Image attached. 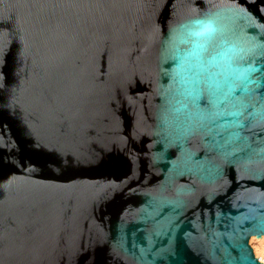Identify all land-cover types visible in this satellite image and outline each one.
Instances as JSON below:
<instances>
[{
  "label": "water",
  "instance_id": "obj_1",
  "mask_svg": "<svg viewBox=\"0 0 264 264\" xmlns=\"http://www.w3.org/2000/svg\"><path fill=\"white\" fill-rule=\"evenodd\" d=\"M251 235L264 0H0V264H262Z\"/></svg>",
  "mask_w": 264,
  "mask_h": 264
},
{
  "label": "clouds",
  "instance_id": "obj_2",
  "mask_svg": "<svg viewBox=\"0 0 264 264\" xmlns=\"http://www.w3.org/2000/svg\"><path fill=\"white\" fill-rule=\"evenodd\" d=\"M193 24L199 29V30H193L192 35L194 37H200L206 33L205 29L206 28H211L210 24H206L203 21H195Z\"/></svg>",
  "mask_w": 264,
  "mask_h": 264
},
{
  "label": "bare ground",
  "instance_id": "obj_3",
  "mask_svg": "<svg viewBox=\"0 0 264 264\" xmlns=\"http://www.w3.org/2000/svg\"><path fill=\"white\" fill-rule=\"evenodd\" d=\"M253 235H251L250 237H252ZM250 237L248 238V242H249V239H250ZM256 239H258V241H259V248H257L256 247V253H260V252H262V250L264 251V235H261V236H259V237H255V236H253L252 237V239H251V241H254V240H256ZM254 245V244H253ZM257 245V246H258ZM252 248V247H251ZM252 251H253V249H252ZM254 253V252H253ZM258 256L259 255H257V257L256 258H258ZM259 258H260V260H259ZM259 258H258V260L262 263V264H264V258H262V257H260L259 256Z\"/></svg>",
  "mask_w": 264,
  "mask_h": 264
},
{
  "label": "rangeland",
  "instance_id": "obj_4",
  "mask_svg": "<svg viewBox=\"0 0 264 264\" xmlns=\"http://www.w3.org/2000/svg\"><path fill=\"white\" fill-rule=\"evenodd\" d=\"M252 237H253V236H252ZM252 237H250L248 244H249L250 247H252L251 249H253V251H252V252H254L253 255H254L255 257H257V255H259L260 257L264 258V251H263V250H262V252H260V253H256V247H257V248L260 247V246L258 245V244H259V241H258V239L254 240V241H251ZM253 244H254V245H253ZM257 245H258V246H257ZM259 256H258V258H259ZM258 258H257V259H258ZM259 260H260V258H259ZM260 261H261V260H260Z\"/></svg>",
  "mask_w": 264,
  "mask_h": 264
},
{
  "label": "snow or ice",
  "instance_id": "obj_5",
  "mask_svg": "<svg viewBox=\"0 0 264 264\" xmlns=\"http://www.w3.org/2000/svg\"><path fill=\"white\" fill-rule=\"evenodd\" d=\"M212 29L211 28H206L205 31L208 32V31H211Z\"/></svg>",
  "mask_w": 264,
  "mask_h": 264
}]
</instances>
